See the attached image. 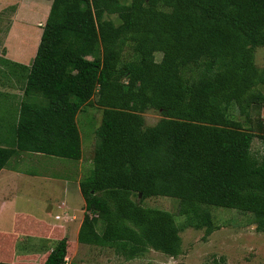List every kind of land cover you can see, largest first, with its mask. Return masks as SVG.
<instances>
[{
    "label": "trees",
    "instance_id": "obj_1",
    "mask_svg": "<svg viewBox=\"0 0 264 264\" xmlns=\"http://www.w3.org/2000/svg\"><path fill=\"white\" fill-rule=\"evenodd\" d=\"M258 45L264 0H51L32 62L16 73L26 78L25 99L12 141L0 142V169L17 151L79 159L76 114L96 95L101 118L80 180L78 242L110 245L127 259L149 248L176 257L174 215L141 203L157 195L178 199V214L206 233L214 226L203 205L249 212L263 229L264 92L255 84L264 73L251 49ZM126 46L134 56L122 60ZM232 104L248 128L227 116ZM148 107L162 117L145 127L140 112ZM256 135L260 153L251 151ZM6 245L0 264H38ZM67 249L66 238L56 240L39 264H65Z\"/></svg>",
    "mask_w": 264,
    "mask_h": 264
},
{
    "label": "rangeland",
    "instance_id": "obj_2",
    "mask_svg": "<svg viewBox=\"0 0 264 264\" xmlns=\"http://www.w3.org/2000/svg\"><path fill=\"white\" fill-rule=\"evenodd\" d=\"M129 2L130 0H121ZM51 0H0V142L10 143L12 141L13 128L17 122L20 102L25 99L24 85L26 78L16 73L22 72L25 66L29 67L35 55L42 25L47 16ZM112 19L116 24L119 22L117 15H104ZM252 49L255 67L264 73V46H254ZM134 56L129 46L122 53V60ZM155 60H160L161 52L154 53ZM264 77V74H263ZM264 79V78H263ZM255 88L264 92V82H256ZM96 95L92 96V106H85L76 114V124L82 139L83 162L85 172L91 168L88 161L90 147L95 140L94 132L99 125L101 109L95 103ZM262 115L264 110L261 109ZM229 118L241 121L244 128H248L249 122L240 115L238 108L232 104L226 111ZM143 117V126H153L162 117L160 111L154 107H148L140 112ZM255 117L252 115V120ZM12 128V130H11ZM11 130V131H10ZM262 143L256 135L251 142V151L260 153ZM88 155V157H87ZM36 154L20 152L15 160L23 159L13 168L18 171L15 179L16 184L13 193L5 196V201L11 200L7 209L3 210L0 219V230L10 231L11 209L16 208L29 211L36 216H43L52 221L55 212L62 211L57 208V202L62 196L59 181H54L52 186L47 185L46 177L61 178L62 171L58 167L27 161L34 160ZM45 160L52 156H45ZM53 158V157H52ZM14 160V159H13ZM8 160L6 168L12 162ZM70 161V160H69ZM57 164V163H56ZM31 183H24L22 178L26 175ZM6 178L7 174H4ZM44 177V178H43ZM10 179V177H9ZM8 179V180H9ZM12 181V180H11ZM77 195V209L81 205V197ZM135 201L139 200L135 193L132 194ZM142 205L165 209L174 215L175 223L181 237V253L176 257L164 254L158 250L149 248L142 254L127 259L123 254L117 252L110 245L95 243H81L77 241L78 225L70 226L67 232L68 243L65 264H264V228L257 229L253 215L249 212L214 205H203L202 210L210 215L214 229L210 233L205 232V227L195 228L189 223L194 222L185 215L178 214V199L166 196H150L141 200ZM80 216V213H78ZM83 218V217H82ZM80 217L76 218V222ZM75 221V220H74ZM104 221L97 220L95 230L101 233ZM29 244L26 252L21 254L35 253L33 258H23V261L40 263L49 245L45 240L38 241L28 239ZM35 241V242H33ZM26 245V244H25ZM31 245L30 248H28ZM22 245L18 246L20 250ZM30 262V263H31Z\"/></svg>",
    "mask_w": 264,
    "mask_h": 264
},
{
    "label": "crops",
    "instance_id": "obj_3",
    "mask_svg": "<svg viewBox=\"0 0 264 264\" xmlns=\"http://www.w3.org/2000/svg\"><path fill=\"white\" fill-rule=\"evenodd\" d=\"M94 141L95 140H93L92 148L90 147L88 168L89 165H92L91 163H92V154L94 149ZM20 152L23 151H17L9 158V160H11L10 162L12 161L13 162L8 165V168H6L7 166L6 163V165L0 169V217L3 210L9 208L8 205L9 203H11V200L5 201V196L9 193L14 192V188L16 184L15 179L17 178L16 176H18L19 172L13 170V168L19 167L18 164L23 162V159L22 160L19 159L17 161L15 160V158ZM27 153H33L36 154L37 156L36 158L34 157L35 158L34 160L31 159L27 161L30 162L41 161V163L50 165L49 167H58L62 171L61 178L55 179L50 176L46 177L48 181H51L52 179L54 181H59L61 183L60 189L62 196L59 198L57 202V208L60 209L62 213L55 212L53 214V220L48 221L43 216H36L35 214L29 211H23L16 208H12L10 210L11 211L10 231L0 230V247H3L5 244H7L6 249L7 250L11 249L10 253L12 255H22L21 251L26 252L27 251L26 247L28 246L29 242H31L28 240L29 238L33 240H37V242L41 240H45L49 245H52L56 240L60 238H66L67 242L70 243L69 238L67 237L68 229L70 228V226L72 227L75 224L78 225V229H79L84 213V199L81 193L80 180L82 179L83 175L86 174L87 172H85L82 167V162L84 158L82 151V139H81V157L77 160L56 157V156H52L53 158L51 157L50 159L45 160L44 159L46 158L45 156H50V155H46L39 152H27ZM4 174H7L8 177L6 178ZM26 176H27L26 178H22L23 179L22 181L26 184L29 182L31 183L32 179L29 180V177H35V178L38 177L34 174L33 175L28 174ZM52 184H53L52 181L47 183V185H51V186ZM77 192L79 193L82 200L79 209L75 207L77 205L76 204ZM78 213H80V216L78 215ZM77 217L78 218L80 217V220H78V222H76ZM0 224H3L2 219H0ZM71 243H74V241ZM20 244L22 246L20 247L21 249L19 250L18 246ZM30 247L31 245L28 248ZM49 250L47 249V251Z\"/></svg>",
    "mask_w": 264,
    "mask_h": 264
},
{
    "label": "water",
    "instance_id": "obj_4",
    "mask_svg": "<svg viewBox=\"0 0 264 264\" xmlns=\"http://www.w3.org/2000/svg\"><path fill=\"white\" fill-rule=\"evenodd\" d=\"M138 196L140 197L141 196V193H139Z\"/></svg>",
    "mask_w": 264,
    "mask_h": 264
}]
</instances>
